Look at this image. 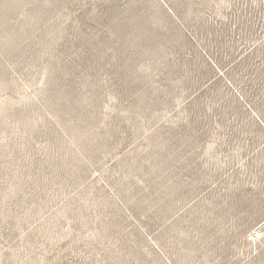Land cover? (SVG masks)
<instances>
[{"label": "rangeland", "instance_id": "1", "mask_svg": "<svg viewBox=\"0 0 264 264\" xmlns=\"http://www.w3.org/2000/svg\"><path fill=\"white\" fill-rule=\"evenodd\" d=\"M0 264H264V0H0Z\"/></svg>", "mask_w": 264, "mask_h": 264}]
</instances>
